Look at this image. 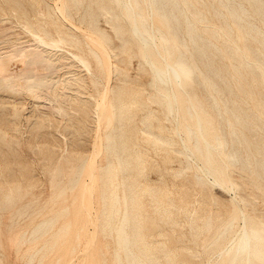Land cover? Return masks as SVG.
I'll use <instances>...</instances> for the list:
<instances>
[{
    "label": "bare ground",
    "instance_id": "1",
    "mask_svg": "<svg viewBox=\"0 0 264 264\" xmlns=\"http://www.w3.org/2000/svg\"><path fill=\"white\" fill-rule=\"evenodd\" d=\"M34 1L40 8H45L49 25L40 20L29 21L27 26H24V30L33 37V45L25 46V42L22 43L25 47L16 50V45L9 47L8 44L9 52H19L14 58L20 56L25 64V69H21L20 73L13 75L9 71V74H4L3 71L10 67L9 62L15 54L11 52L14 55L10 54L12 56L4 62L2 57L7 53L4 52L6 54L3 56L0 53V91L19 94L20 91L16 86L24 85L27 92L35 98L40 91H45L46 100L48 99L53 107H50V112H43L44 126L54 127L55 122L51 120L53 114L66 118L69 124L65 127L66 131L71 134L69 136L72 138H70L71 144L76 147L82 145L87 124L80 126L75 119L81 117V110H84L89 118L94 114L92 103L84 97L88 81L86 82V76L74 72L69 74V71L65 72L61 79H55L52 74L65 66L79 65L90 72L89 55L96 60L102 72H109L113 68L116 73L121 74L123 72L120 68L112 67L110 61L112 58L123 61L126 55L145 56L149 58L154 69V77H165L168 83L167 87H161L157 91V99L168 106L171 104L175 106L177 118L173 123L167 117L173 129L167 126L161 116L148 104L146 92L129 85L127 74L122 76L119 85L108 88L104 99L98 104L102 112H98V107L95 113L98 122L105 121V130L102 131L104 142L100 144L101 139L98 142L96 140L98 148L96 147V150L94 147L96 152L93 159L91 158L92 161L89 159L90 163H87L88 161L83 158L72 178L80 179L84 173L90 174L89 179H92V183H84L83 180L78 191L81 199L83 198L82 201L87 199V206L84 202L85 204L80 203L78 207L87 221L94 219L92 220L94 230L88 231L85 236L82 234V229H85L83 223H79L83 226V228L80 226L82 229L78 228V223L74 227L72 220L59 225L62 217L69 214L68 206L60 207V210L52 212L53 214L35 225L30 233L22 234L15 242L18 246H15L16 248L27 243H30L29 246L32 244L21 255L23 264H43L53 249L58 245L66 244L69 240L67 237L70 238L71 244L76 242L77 246L84 245V247L78 252V249L76 250L78 247L71 245V254L75 255L73 259L69 257V261L62 260L61 256L63 257L64 254L62 252L61 256L57 255L58 258H54L57 259L55 264H76L77 258L79 264L85 263V260L87 264H102L107 256L111 264H193L191 249L174 250L168 245L170 241L176 245L179 240L174 234L166 233L167 227H177L182 222L190 226L195 236V244L199 243L200 234H206L202 249L209 257L208 264H264V211L254 208L252 212L255 218L248 222L243 206L254 204L255 201L251 202L248 195L240 192L245 186H248L249 190L264 189V182L261 181L264 178V145L251 141L247 134L254 127L264 130V26L249 20L254 14L264 24V1L246 0L252 9L251 14L243 4L236 3L235 0H121L118 5L119 13L113 12L111 6L103 3L102 0H95L99 5L97 10L93 9L92 3L87 6L90 19L87 22L88 31H82L86 43L82 36L75 33L72 26L65 22L69 20L72 8L80 11L83 0H62L61 7L57 3L52 4L51 0ZM8 2L14 12L19 7L22 13H26V7L20 0H8ZM1 9L4 11V8ZM98 15L111 23L114 37L98 26ZM121 15L130 19L132 27L137 30L138 38L142 40L146 38L144 45L135 43L132 39L131 41L122 26L116 23ZM147 19L151 22L150 33L144 26ZM182 19L186 24L183 37H180ZM82 20L86 21V14L83 15ZM171 20L177 24L173 28L170 26ZM115 40L120 42L118 47L114 45ZM148 40L155 49H148L147 53L145 48ZM132 45H135L139 51L135 52ZM64 46L76 49L80 53L66 51ZM208 55H211L212 59L209 63L202 61L204 69L201 70L198 61L208 60ZM214 57L226 61L224 67L232 68L228 77L223 74L222 69L216 74L212 72ZM38 66L40 69L45 68L47 73H38ZM193 72L200 78L203 88L207 89L202 94L196 92L194 81L187 84L188 74ZM17 77L21 80L20 82L17 79V83L21 84L15 86L13 82ZM93 83L96 85V82ZM60 84L62 87H59ZM222 84L225 87H222ZM187 85H190V91ZM18 100L15 99V103L21 104L22 102ZM6 101L9 100L0 96L1 103ZM244 103L251 104L255 111L254 117L246 113L243 108ZM221 106H224L223 110ZM1 107L5 108V105L1 104ZM181 107L183 110L179 111L178 108ZM37 113L42 115V112ZM224 114L227 116L225 117ZM137 116H142L138 131L134 122ZM224 120H234L233 123L229 122L231 129L228 137L224 130L216 132L223 125ZM258 120L263 123L253 125ZM153 122L157 123L158 133L153 130ZM173 130L183 141L181 150L176 147L178 142ZM44 135L48 137L52 133L48 132ZM5 137L4 133L3 138ZM3 138H0L1 150L5 145ZM149 147L163 152L167 162H173L175 159L183 161L185 151L195 162L197 171L203 174L199 176L197 173L194 176L197 180L196 184H200L202 188L210 185L206 179L210 176L213 177L212 184L219 183L232 189L235 183L230 179L231 168L237 167L248 172V175L243 177L244 183L237 185L236 193L239 200L231 199L237 202L236 205L233 208L226 207L227 213L223 214L216 205L213 207L205 201V206L197 213V218L200 220L198 222L195 215L188 214L186 207L173 202L166 190L139 182V179L146 177L148 172L156 171L160 167L159 164L150 162L152 158L150 159ZM104 151L107 153L106 162L98 165L97 159ZM97 172L98 175L95 177ZM188 175V169L183 168L181 174L183 179ZM77 182L75 181L70 187L71 191L78 187ZM1 189L0 186V198ZM96 190L99 191L100 204L96 214H93L92 201ZM16 192L21 198L25 194L21 187H18ZM14 194L10 191L3 196L4 201H0V216L5 211L13 212L12 225L14 218L21 217L26 212L24 207L14 210L17 204ZM66 196L67 189L62 188L58 198L66 199ZM66 202L68 203V199ZM81 217V215L76 217L79 219L74 221H79ZM83 217L82 222L85 219ZM239 220L244 221L243 226L229 239L231 230L237 226ZM216 221L221 223L214 228ZM75 222L73 223L76 224ZM241 229H244V233ZM98 238L112 240V245L108 243L102 245L105 252L102 253L99 261L97 257L100 254L96 256L97 253L93 251ZM42 240L45 241L40 244ZM2 249L3 241L0 237V264H4ZM63 251H68V247ZM71 254L68 253L69 256ZM63 259H66V256ZM47 262H51L50 259Z\"/></svg>",
    "mask_w": 264,
    "mask_h": 264
},
{
    "label": "rangeland",
    "instance_id": "2",
    "mask_svg": "<svg viewBox=\"0 0 264 264\" xmlns=\"http://www.w3.org/2000/svg\"><path fill=\"white\" fill-rule=\"evenodd\" d=\"M20 1L23 2V5L26 7L25 14L22 13L19 7H17L14 12L11 9V4L10 2H8V0H0V32L2 33L3 31V34H4L3 35L0 33L1 34L0 35V49H2L3 51L2 52L0 50V53H2V56L6 53L8 55L12 53L15 54V55L12 54L14 56L12 55L8 56L6 54L5 56L2 57V60L5 62V60H7L8 57L12 56L11 57L12 61L9 62L10 67L3 71L4 74L5 73L7 74L10 71L13 75H15V73L16 74L20 73L23 70V68L25 69L24 67L25 64L22 62L21 57L18 56L14 58L15 56H17L16 54H19V52L15 53L11 51L12 52L11 53L8 50L10 46L15 47L16 45L18 47V48L16 47V50L17 49L19 50L20 47H25L28 44L33 45L32 44L33 37L30 34H27V32L24 30V26H27V23L29 21L38 22V20L43 21L44 23L49 25V20L45 13V8H40L34 0H20ZM51 1H52L51 2L52 4L57 3L60 7L62 6L61 4L62 0H58V1L51 0ZM120 1L121 0H102L103 3L111 6L113 12L117 11L118 13L120 11L118 8L119 7L118 5H120ZM235 2L243 4L244 7L247 8L252 14V9L246 0H235ZM90 3H92L93 9L95 10L98 9L99 5L96 3L95 0H83V6L81 7L80 11H77L75 8H72L70 12L71 16L69 17V20L68 19L67 21L65 20V22H68V24L72 26L73 31L81 36L83 35L82 33L88 31L87 22L90 19H89V14H87V6ZM1 8H4V11ZM84 14H86L85 22H83L84 20H82V17ZM252 15L254 17L249 18V20L263 27L264 24H262L258 20V18L255 17L254 14ZM97 19H98V26L101 29L107 31L110 35L114 37V32L112 30L111 23L106 22V20L99 15L97 16ZM116 23L122 26L123 31L127 34L130 40L132 39L133 42L135 43L139 42L141 45L145 44L146 38L142 40L137 37L138 36L137 30H135L132 27L130 19H128L126 16L121 15L120 18L116 21ZM150 23H151L150 20L147 19V22L144 24L148 33H150L151 31ZM185 24H186L185 20L182 19L181 25H180L182 34L180 35V37H183ZM176 25H177L176 22L171 20V23H170L171 28L175 27ZM3 37L5 38L2 39ZM82 39L86 43L87 40L84 36H82ZM22 43L23 44L25 43L24 44L25 46H23ZM8 44H9V47H8ZM114 45L118 47L120 45V42L115 40ZM132 48L134 49L135 52L139 51V49L135 45H132ZM64 49L72 53H80L78 50L72 49L69 47L66 48L64 46ZM148 49L150 50L155 49L152 46V43L150 40H148V44L146 45V48H145L147 53H148ZM86 57H87V53H86ZM88 58L91 64L90 72L88 71V69H84L83 67L79 65L75 67L69 66L70 68L65 66L60 70H56L55 71L56 74L55 72L54 74H52L53 75L52 77H54L55 79L57 78L61 79V76L64 77V74H66L67 71H69V74L71 72H74L75 74L79 73L80 75L86 76L87 78L86 82L88 81L87 82L88 86L86 90H84V97H86L87 101H90L92 103L94 114L92 115L91 117L92 119H91L87 116L84 110H81L82 112L81 117L75 119L76 122L80 126H83V124H87V127H86L87 132L82 137L83 141H81L82 145H76V147H73V145L71 144L72 138L69 137L71 134L69 135V132H67L65 128L66 126H69V124L66 118L62 117L61 115L58 116L57 114L56 115L53 114L55 115L54 117L52 115L51 120L55 122V124H53L54 127L44 126L45 119L44 117H42L44 116L43 112L44 113L50 112L51 111L50 107L52 106L49 100L48 99L46 100V97L44 94L45 91L44 92L42 91L43 93L40 91L41 93L39 92L37 95V98H35V96L27 92V90L25 89L26 87L24 85L16 86L17 84H21L20 83L21 80L18 79L20 77H17L16 81L13 82L17 90L19 89L18 90L20 91L19 94H13L11 92L0 91V96H3L7 100H9L8 102L7 101L3 103L0 102V135H1L0 138H3L4 133L6 135L5 139L3 138V141H5V145L2 150L0 149V186L2 187L1 192L3 193V194L1 193L2 196L0 198V201H4L3 196L5 194L10 193V191H12L15 193L14 198H15V201L17 202V204L14 207L15 208L14 210H18L21 207H24L26 209L25 214H27V216L24 214L21 217L18 216L14 218L13 225L11 224L13 212L5 211L0 216V219H1L0 220L1 221L0 222V228H1L0 237L3 241V249H2L3 257L2 258L4 260V264H23V262L21 261L22 260L21 255L24 254L32 244L29 246L30 243H27L20 248H16L18 246H17V243L15 244V242L19 240L22 234L30 233V231L33 229L35 225H37L39 222L47 218L49 215L53 214L52 212L54 211L56 212L60 210V207L63 208V207L68 206L69 214L67 216L62 217V219L59 221V225L69 220H72L73 226L75 225L74 227H76V225H78L79 223H83L82 225L85 226L84 228L86 229V233H85V229H82L83 226H81V224H79V227L78 226L77 227L79 229L82 227L81 228L82 234L85 236H87L88 231L91 232L94 230V222L92 221L94 219H91V220L89 219L87 221L86 217H83L82 215L83 212L81 213V210L79 211V207H78L80 206V203L85 204L84 202H86L85 206H87V201H86L87 199L86 200L84 199V201H82L83 198L81 199V197L79 196L80 192L78 191L80 190L79 186L82 185L81 183H83L82 182L83 180H84V183L85 182L92 183V179H89L90 174L86 175L87 173H84V175L80 179H77V178L72 179V178H73V174L77 166L81 164L83 158H85L87 161L91 158L93 159L94 157L93 155L96 152L95 149L97 150L98 148L97 146L98 143H96V140L98 142L101 139L99 141L100 144H103L102 142H104L103 140L104 132L102 131L105 130L104 129L106 126L105 121H101L102 123L98 122V120H96L97 119L96 117L98 116L95 113L98 111V107H99L98 104L101 102V100L104 99V94L106 90L110 88L111 86L115 87L119 85L121 83L120 79H122V76L127 74V76L129 77L128 78L129 85H132V87L138 90H142V91L144 90L146 92L147 100H149L150 102V103L148 102V104L154 111H156L161 116L163 122L167 126L173 129V126L170 125V123L167 121V117H169L173 121V123L176 122V118H177L176 110L177 109L175 108V106H172V104L168 106V104L162 103L161 100L157 99L156 97L157 91L161 87H167L168 83L165 77H159V78L154 77V69L152 68L148 57H145V56L129 57L128 55H126L123 58V61H118L112 58V60H110L112 63V67L120 68L123 72L121 74L116 73V71H114L115 69L113 68L109 72L107 71L104 73L102 72L96 60L92 56L89 55ZM211 59H212V56L208 55V60L204 59V60L198 61V65L201 68V70L204 69V67L202 66V61L209 63ZM226 64H227L226 61H223L222 58L214 57L212 72L216 74L218 70L222 69L221 71H223V74L228 77V74L232 71V68L229 66L224 67ZM38 67H35L36 69L38 68L37 69L38 73L46 72L45 68L40 69V66ZM188 77H189V81L187 84H190L191 82L194 81L195 82L194 88L197 93L202 94L203 91L207 90L203 88V86L200 84L201 83L200 78L197 77V74L195 72H193L190 75L188 74ZM17 79L18 81H20L19 83H17ZM157 80L160 82H158ZM93 82H96L97 87ZM189 86L190 85H187L188 91H190ZM59 87H62V85L60 84ZM222 87H225L224 84H222ZM39 94L41 95L39 96ZM8 98H10L11 100ZM15 99H19L18 102L20 101L22 103L16 104L14 101ZM35 103L38 104L39 106L37 107ZM1 104L5 105V108L1 107ZM184 105L186 106L185 103ZM42 107H44L45 109ZM221 108L223 110L224 106H221ZM243 108L246 110V113L249 116L251 117L255 116L254 114L255 111L250 103L249 104L244 103ZM178 109L179 111H182L183 107L178 108ZM17 111H19V113H17ZM37 112H40V113L42 112V115L38 114ZM98 112H102V108L99 107ZM224 116L226 117L227 115L224 114ZM141 119H142V116H137L135 118L134 122L136 124L137 131L141 127ZM215 119H216V116H215ZM229 122L233 123L234 120H229V121L224 120L223 125L219 129H217L216 132L219 133L220 130H224L227 132V137H228L229 131L231 129V125ZM257 123L260 124L263 122L258 120V122H255V124L253 125H257ZM152 127H153L154 132L158 133L156 122L152 123ZM48 132H51L52 135L46 137L44 134ZM247 134L251 141L259 143L260 145H264V130L262 128L254 127L250 131H248ZM173 135L176 141L178 142L176 147L179 150H181L183 148V143H182L183 141L180 140L181 137H178V134L174 130H173ZM149 152L151 153L150 159L152 158L150 162L153 161L156 164H159L160 167L156 171L148 172L146 177L139 179V182L142 183L143 185L144 184L150 185V186L159 187V188L166 190L170 198L172 199V201L175 202L176 204L186 207L188 214L190 216L195 215L196 217L195 219L198 220V222H200V220L197 218V213L205 206L206 202L208 204H212L213 207H215L216 205L218 208H220L223 214H226L227 213L226 207L229 206L230 208L231 207L233 208V206L236 205L237 203L236 201H233V200L234 199L239 200V196L236 193L237 185L240 183H244L243 177L248 175V172L242 171L237 167L231 168L230 179L233 183H235L232 189L229 187L227 188L219 183L212 184L213 177H210V176L209 177L207 176L206 178L210 185L206 186L205 188H202L200 184H196L197 180L195 179L194 176L197 173L199 176H203V174L202 172L197 171L195 162L186 154L185 151H184L183 158H182L183 161H179L175 159L173 162H167L165 154L163 152L157 151L153 147H149ZM100 156L97 159L98 165H101L104 162H106V157H107L106 151H104V153H102ZM87 163H90V161H88ZM183 168L188 169L189 175L187 177H189L190 179L189 178L187 179V177H185L186 179L185 180L181 176ZM232 173H233V176H232ZM93 174H96V173H93ZM97 175H98V172L95 175V177H97ZM252 178L254 179V176H252ZM75 181H78L77 182L78 187L75 190L71 191L70 187L74 184ZM261 181L264 182V178H262ZM18 187H21L24 190L25 194L22 198L17 196L16 194L17 193L16 189ZM207 187H209L210 190ZM62 188L67 189L66 199L58 198V194ZM202 192H205V193H202ZM240 192L248 195L251 198V202L255 201L254 204L243 206V212L244 214H246L245 218L249 222V220L255 218V215L252 212L254 208L264 211V189L258 190L256 188L254 189L250 188L249 190V187L245 186L243 187V189L240 190ZM257 195L259 198L257 197ZM94 197L95 198L92 201L94 211H92V213L96 214V211H98L99 204H100V195H99L98 190H96ZM67 199H68V203L66 202ZM256 199H258L257 200L258 202L256 201ZM42 209L44 210L42 211ZM77 211L80 213L79 215ZM80 215L83 217V219L85 218L86 220L84 219L83 220L84 222H82L81 221L82 217H81L79 221L75 222L74 220L79 219L76 217H80ZM69 217L73 219H68ZM242 221L243 220H239L237 222V226L231 230L229 239H231L233 234L237 232V230L240 229L241 226H243L244 221L243 222ZM73 222H75L76 224H74ZM220 223L221 221L214 222V228L218 226ZM200 224L201 223H199V225ZM10 225L11 227H9ZM243 230L244 229H241L242 233H244ZM166 231H167L166 233L174 234L175 238L179 240V242L176 245L172 244L171 241L168 242V245L172 249L174 250H181V249L190 250L191 249L193 264H208L209 263V257L205 253V251L202 249L203 243L205 242L204 240H205L206 234H200V241L198 244H195L194 243L195 236H193L191 232V228L186 222H182L181 225L177 227L175 226L167 227ZM67 238L69 240L66 241V244L58 245L55 249H53V251L54 250L56 251V253L54 251L55 254L53 253V251H51L48 254V257H46V259L47 261H49L50 259L51 262H47L45 260L46 263L44 262L43 264H50V263L55 264L56 263L55 261L57 259H54V258L55 257L58 258L57 255L61 256L63 254L62 252H64L63 257L61 256L62 260L69 261L70 258L72 260L75 255L72 256L73 254H71V249H72L71 245H73V247H78L76 248V250L78 249L77 250L78 252L83 249L84 245L83 247L77 246L76 242H73V244H71L70 238L69 237ZM44 241L45 240L40 241V244H43ZM102 241L103 242L105 241V242L103 243ZM238 242L239 240L237 241V243ZM107 243L112 245V240L109 238H107L106 240L102 238H98V241L95 244L97 246L94 245L93 251L97 253L96 256L100 254L99 255L100 257L99 256H98L99 258L97 257L98 261L100 260V258H102L101 256L102 253L105 252L104 248H102L104 246L102 245L107 244ZM98 245H99V248H98ZM61 246L62 247L66 246V247L60 248ZM67 247H68V251L66 252L63 251L64 249L66 250ZM19 249L21 250L20 252H19ZM95 250H98V251H95ZM60 253L62 254L60 255ZM68 253L71 254L72 257L69 256ZM64 255L66 256V259L68 260L63 259L65 257ZM78 260H79L78 258L75 259L76 264H79ZM103 261L104 263L102 264H111V261L108 258V256L104 258ZM83 264H87V260H85V263L83 262Z\"/></svg>",
    "mask_w": 264,
    "mask_h": 264
}]
</instances>
